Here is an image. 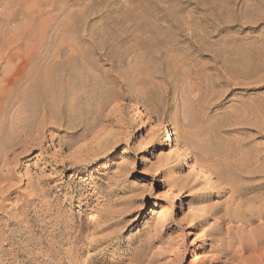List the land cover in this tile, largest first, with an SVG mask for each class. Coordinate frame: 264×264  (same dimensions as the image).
I'll use <instances>...</instances> for the list:
<instances>
[{"label":"rangeland","instance_id":"374dc122","mask_svg":"<svg viewBox=\"0 0 264 264\" xmlns=\"http://www.w3.org/2000/svg\"><path fill=\"white\" fill-rule=\"evenodd\" d=\"M263 4L264 0H0V43L7 34L23 43L15 48V64L7 68L1 59L0 85L28 71L37 38L43 45L56 37L58 45L57 39L67 35V44L64 38L59 44L65 50H51L49 57L54 58L49 63L56 68L61 61L71 68L84 64L87 80L79 90H88L89 96L80 91L78 103L87 109L84 102H92L87 116L78 114L85 120L70 112L73 119L82 120L83 129H74V137L64 143L60 141L65 128L54 133L49 125L39 135L32 132L26 142L16 133L15 146L7 147L8 135L1 137L0 264H83L93 255L96 258L87 264H98L99 249L106 244L97 242L114 231L131 237L123 250L137 244L134 235L139 230H150L158 222L164 226L162 242L172 241L187 222L214 206L232 215L223 229L237 227L245 213L257 215L264 189L246 191L255 201L240 205L246 197L233 199L221 192L223 185L212 171L225 164L251 163L249 169L264 175ZM22 31L30 33L28 37L23 32L27 39L19 36ZM89 71L97 77L91 75L98 82L93 90ZM87 125L92 127L86 133ZM50 134L58 136L52 139ZM174 146L182 150L179 160L172 156ZM171 165L176 168L167 170ZM194 181L198 185L193 190L208 196L203 203L191 202L186 193ZM90 216L95 217L92 223ZM252 216L253 227L263 222ZM197 221V231L210 233L217 225L213 217L206 224ZM192 248L186 244L183 253ZM215 253L186 254L181 264L207 256L210 260Z\"/></svg>","mask_w":264,"mask_h":264},{"label":"bare ground","instance_id":"6f19581e","mask_svg":"<svg viewBox=\"0 0 264 264\" xmlns=\"http://www.w3.org/2000/svg\"><path fill=\"white\" fill-rule=\"evenodd\" d=\"M11 17H12V15H11ZM11 17L10 18L8 17V18L12 19ZM13 20H10V22L9 21L8 22L11 23V21H13ZM5 22L8 23L7 21H5ZM63 24H64V22H63ZM58 25L59 24L57 22V25H56L57 28L59 26H61V23L59 26ZM26 26H29V25H26ZM57 28H55V29L51 28V29H53V31H54ZM60 28H61L60 30L62 31V28L65 29V26L63 27V25H62V27H60ZM66 28H68L67 25H66ZM4 29H6V28H4ZM64 29H63V32H65ZM53 31H51V32H53ZM23 32L24 31H22V33ZM29 32H31V31H29ZM24 33L19 35V36L22 37V35H23V37L27 39V37L24 36ZM57 33H59V31H56V36H57ZM25 34L28 35L30 33H25ZM59 34H58V36H59ZM12 35H14V34H12ZM47 35L45 37H48ZM5 36H6V34H5ZM7 36H8V38H5L0 43V52H1L0 62L2 61L1 59H3V61L5 62L4 64H6V67H7V64L9 66V64L12 65L15 62V58L17 55V53H16L17 51H15V48L20 47V46H18V43L20 41L18 43H15V36L11 37V35H10V38H9L8 34H7ZM33 36H32V39L35 38ZM60 36H61V34H60ZM65 36L67 37V35H65ZM17 37H18V35H17ZM23 37H22V40H23ZM28 37H29V35H28ZM37 37H38V35H36V38ZM42 37H43V35H42ZM66 37L64 38L63 36H61V38H62V39L60 38L61 41L57 39V41H59V43H57L58 45H56V43H55L56 37L54 39L52 37H49L50 40H46L47 38L43 37L46 40L44 43H42L43 45H41V43H40V38H37L38 39V42L36 41L37 44H35V45L33 43H32V45L30 44L32 47L31 48L32 53H31V56H28V57H31L32 64H29V65H31V67L28 68V71H26V72L24 71V74H22V76L19 73L20 78L18 77L19 79L17 78V81H15V79H12L11 78L12 76H11L10 78L13 81L10 83L8 82L9 84L7 86H1L0 85V141H1V137L3 135H5V134L8 135V138H11V140L8 142L9 145H7L5 143L7 145V147L10 145L15 146V141L18 140L17 135H15L16 133L19 134L18 137H20V138H21V136H22V138L24 137V140L26 142V141H29V139H30V138H28V135L33 136L31 134L32 132H35V134L37 133L39 135L42 131H44L45 126H48V125L50 126V129H52L51 131H53L54 133H56V132L59 133L60 129L62 127L65 128L64 129L65 134H64L63 138H61V141L59 140L60 142H62V139H63L62 143H64L66 138H69L72 136L74 137V133H73L74 129H77V128H78V130L83 129L82 125H80L82 120L79 122V120L75 119L76 117L73 119V116L77 114L76 116H78V118L82 117V115L84 113L85 114L88 113L87 109L89 107L91 108V105L89 106V104L92 102H89V104L87 106V103L85 101V99L88 98L87 96L84 99L85 102L82 100L86 104L85 107L87 109L81 108L82 104L78 103L79 102L78 98H80L79 94L81 92L82 93L87 92V94H88V90L86 92H84V90H86V89L79 90L81 85H82L81 87H84V85H86V84H84V81L87 80V79L84 80V77H86V76H84V74H86V70L84 69L85 66L84 67L82 66L84 64H82L81 66H77L75 64L77 67L73 66L75 68H73V67L71 68V67H69L68 63L65 65V63H63L62 61L61 62L58 61L59 67L57 65V68H56V65L54 64L55 66L54 65L53 66L55 68H53V69H52L53 66L50 64L51 62L53 63L52 58H54V57H51V58L49 57L52 54L51 50L54 49V50H56V52H57V50L58 51L61 50L63 48V46L61 47L59 44H61L62 41L65 42L63 40V38L66 40V43H63V44L64 45L67 44L68 41H67ZM43 38H41V40ZM28 41H31V40H28ZM27 42H25V43H27ZM34 43H35V39H34ZM21 44H23V43L21 42ZM21 44L19 43V45H21ZM28 44H29V42H28ZM28 44H26V45H28ZM98 44H99V42H98ZM39 50L43 52L42 56H41V54H39ZM78 51H80V50H78ZM82 51H80V52H82ZM53 52H55V51H53ZM60 53H61V51H60ZM54 54H56V53H54ZM23 56H25V55H23ZM26 56H27V54H26ZM48 57L50 59H47ZM85 57H86V54H85ZM89 58H87V59H89ZM75 59L77 61L78 58H75ZM49 60H51L50 63H49ZM25 62L23 61L24 64H25ZM55 62H57V61H55ZM75 62H73V63H75ZM87 62L89 63V60ZM61 63L64 64V67L60 66ZM81 63H83V62H81ZM69 64H71V66H72V63L70 61H69ZM77 64L80 65V63H78V61H77ZM67 65H68V67H67ZM9 69H11V68H9ZM9 69H7L6 72H10V71H8ZM18 69H19V67H18ZM3 72L6 73L5 70ZM88 73L90 76L92 75V74H90L91 73L90 71ZM5 76H6V74H5ZM93 77L91 78V80H89L91 83L93 82V84L91 86L92 90L94 89V87L98 83L97 82L95 84V82H94V79L97 80L96 79L97 77L96 76H95L96 78H93ZM2 79H4V76ZM89 81H87V85H90V83L88 84ZM89 87L88 88L86 87V88L89 89ZM78 90H79V93H78ZM101 90H100V92H101ZM90 94L94 95V93L92 94V92H90ZM88 96H89V94H88ZM83 97H85V96H83ZM89 99L90 98H88V101H89ZM92 100L95 101L94 98ZM16 101L21 102V105L17 104V106H19L17 109L19 116H18V114H17V116L15 114V112H16L15 111V108H16L15 102ZM90 101H91V99H90ZM58 104H59V106H58ZM85 104H83V106ZM97 104H98V102H97ZM100 105H98V106H100ZM58 107H59V109H58ZM97 110H99V109H97ZM71 111H74V115L70 114ZM95 112H97V111H95ZM21 113L23 114V116L20 119L19 117H20ZM9 114H11L10 117H8ZM78 114L79 115L82 114V115L79 116ZM58 115H59V117H58ZM200 115L203 116V113H201ZM15 116L18 118H16ZM85 116H87V115H85ZM15 118H16V122H15ZM60 118H61V120H59ZM90 118H91V115H90ZM71 119H73V120H71ZM91 121L92 120H90V122ZM204 122H205V120H204ZM15 125H17L18 128H16ZM83 125L86 126V121H85V124H83ZM88 127L89 126L87 125L84 132H86V133L89 132L92 125L89 128ZM93 127H94V124H93ZM15 128L17 129L16 130L17 132L15 131ZM205 129H206V127H205ZM67 130L70 132L67 133ZM173 134L175 135V133H173ZM38 135H37V137H39ZM15 136H16V139H15ZM55 136H54V134H50V138L52 137V139H54ZM44 139H45V137L43 138V140ZM205 143H207V142H205ZM24 145H26V144L24 143ZM1 146L2 145L0 144V152H1V149H4L3 147L1 148ZM21 146H22V144H21ZM209 146H211V144ZM16 147H18V146H16ZM12 149L13 148H11V151H10V149H8L9 152H14V150L12 151ZM209 149L210 148L206 147L207 153L211 154V151ZM1 153H0V156H1ZM181 153H182L181 148L178 146H174V148L172 149V156L174 158L178 159V157L181 155ZM207 153H205V154H207ZM208 156H209V154H208ZM205 157H207V156L205 155ZM245 164H246L245 166L242 165V166H237V167L225 164L223 166L224 168L214 169L212 171L213 176L219 181L220 184L223 185L221 192H223V193L229 192L231 194V198H233V199H240L242 197H246V195H245L246 191L255 190V189H264V175L263 176L257 175L256 171L249 169L248 167H250L251 163H245ZM175 168H176L175 166L171 165L167 170L172 171ZM6 176L4 177V175H3V178H6ZM1 178H2V175H1ZM7 180L4 179V181H7ZM197 183L198 182L194 181L193 184H191V185H187V186L185 185L186 186V193L187 194L190 193V196H191L190 201L191 202L203 203L208 196L206 194H202L198 191L195 192L193 190ZM166 184L168 186H171L172 183H171V181H167ZM178 184L179 183H177V185ZM8 186L11 187L12 184H9ZM10 187H8V189H10ZM3 191H4V188H3ZM3 191L0 192V194L3 193ZM6 194H9V193H6ZM3 196H5V195H3ZM249 199H252V201H255L254 198L246 197L244 200L241 201L240 205L247 203ZM1 201H3V199H1ZM240 205H238V206H240ZM259 208L260 209H259L257 215H255V216L254 215L252 216L250 214H249L250 216H247V215H245L246 213L243 214L244 216L241 214L242 216L239 219H237V223H238L237 227H234L233 229H229V228L223 229V224L226 221H231L232 215H230L229 211H227L226 209H220L218 206H214L211 209H208L207 212L204 211L205 212L204 214L197 215L195 218V220H198L197 222H199L200 224H206L208 221V218L213 217V219H215V223L217 225L213 226L210 233L206 232L205 230L197 231L196 230V222L193 219V220L187 222L186 226H184L183 228H180L175 233L172 241H167L166 243L162 242V237H163L162 232H163L164 226L161 222H158L150 230H147V229L139 230L134 235L135 236L134 238L137 240V244L132 246V247H124L123 250L121 248H122L124 241L125 242L129 241L131 239V237H126L125 231H123V230L114 231L110 234L104 235V237L101 236V240H99V241L97 240L98 242L96 241L97 245H99V246L106 244L105 247L99 249V251L101 253V257L99 259H97L96 262H98V264H181V261L183 260V257L186 254L205 252L207 250H210V251L216 250V253L214 254L215 256H212V258H210V260H209V258H207L208 257L207 256L203 260H201V261L197 260L195 262H192L191 264H208V261H209V264H264V202L260 203ZM90 215H94V214H90ZM159 215H161V214H159ZM236 215H234V216H236ZM251 216L255 217V218H257L263 222H261L258 226L253 227L252 226V219L250 218ZM234 218L236 221V217H234ZM237 218H238V216H237ZM157 219H159V217H157ZM94 220H95V217L90 216L88 223H92ZM227 223H225V224H227ZM247 227H249V229H247ZM208 233L212 235L211 236L212 238L210 237L211 239L208 238L209 237ZM191 238H193V239H191ZM113 239H115V241H113ZM186 244L192 245L193 248L191 251H187V252L183 253L182 249L184 246H186ZM109 250H111V251H109ZM92 258H96V255H93ZM92 258L89 256H86L83 264L89 263V261H91Z\"/></svg>","mask_w":264,"mask_h":264}]
</instances>
